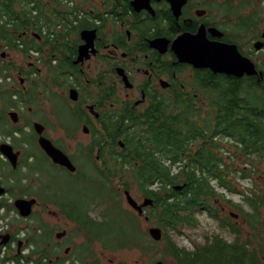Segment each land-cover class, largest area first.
I'll use <instances>...</instances> for the list:
<instances>
[{
    "label": "flooded vegetation",
    "instance_id": "1",
    "mask_svg": "<svg viewBox=\"0 0 264 264\" xmlns=\"http://www.w3.org/2000/svg\"><path fill=\"white\" fill-rule=\"evenodd\" d=\"M256 1L17 0L15 17L0 13V29L15 34L14 43L0 42V146L11 147L9 156L0 150V264H102L98 256L89 254L96 245L104 248L98 222H106L107 216L104 211L98 213V181L103 182L98 172L107 168H117L120 175L99 178L118 192L121 208L126 209L119 191L126 210L143 218L147 231L150 227L176 230L154 204L144 207L142 215L128 205L125 192L130 195L131 186L137 195L130 196L138 205L151 198L135 184L125 185L129 175L122 174L126 168L133 172L141 165L170 163L162 154L163 147L156 146L165 141L159 135L174 119L179 129L193 123L197 137L189 143L191 150L180 154L184 160L178 162L181 166L175 173L181 182L163 188L155 181L145 187V191L162 192L165 203L183 197V189L173 190L185 183L181 169L198 146L207 141L212 146L204 134L210 137L213 130L214 112L209 105L215 97V82L236 77L184 61L179 55L180 41L194 44L188 51L199 44L201 50L234 46L257 71V75L237 79H250L264 88V17L252 9ZM82 31L92 32L87 35L93 36L87 50L82 48L86 44ZM5 50L26 57L25 66L4 63ZM189 108L193 111H184ZM40 137L66 156L73 169L54 163L39 146ZM142 140L149 149L144 161L135 159L133 153ZM37 157L68 174L80 192L61 193L63 183L55 173L49 187L34 188L32 195L26 184L48 171L46 166L40 168ZM116 180L120 185L114 188ZM41 190L48 191L46 197L39 196ZM19 199L35 201L26 217L15 206ZM210 199H204L206 207ZM218 199L222 215L230 201L223 196ZM234 211H229L225 221L228 217L237 221ZM152 213L160 214L161 227L152 225ZM250 233L238 242L230 233L233 240L227 242L242 248L239 264H248L252 255L257 256V264H264L262 251L248 239L252 229ZM148 249L147 243L141 252Z\"/></svg>",
    "mask_w": 264,
    "mask_h": 264
},
{
    "label": "trees",
    "instance_id": "2",
    "mask_svg": "<svg viewBox=\"0 0 264 264\" xmlns=\"http://www.w3.org/2000/svg\"><path fill=\"white\" fill-rule=\"evenodd\" d=\"M17 0H0V13H5L15 17L16 12L13 8ZM8 40V43H14L15 34L8 35L3 29H0V42ZM215 97L210 107L214 112V122L210 137L204 134L206 140L212 142L208 146V141L203 146L196 148V154L190 156L187 165L181 169L183 173V197L172 203H165L161 200L162 192L145 191L146 185L153 184L155 181L161 183L163 188L167 185L180 183L177 174H172L184 158L181 153L190 151L189 143L191 139L197 137L195 125H183L179 129L175 125V120L166 128V131L159 136L165 138L163 142H156V146H161L162 154L171 162L154 166H139L129 172L125 169L129 178L124 180L125 185L135 184L141 193L148 195L155 205L154 208L166 214L169 224L172 223L174 230L186 224L195 226L193 212L207 211L211 213V208L206 207L205 198L214 197L215 193L210 186L211 181L221 189L234 192L228 176L234 170L227 166L223 158L219 156L221 147L217 144L218 140L225 139L232 144V152L235 150L245 159L257 158L264 163V88L250 79H217L214 85ZM184 111H193L191 108ZM183 121H190L183 119ZM191 122V121H190ZM197 127V126H196ZM200 131L199 133H201ZM160 133V131H159ZM177 138L182 137L180 140ZM216 137V139H215ZM135 159L146 160L149 158V149L143 140L133 147ZM113 170V172H112ZM119 173L117 168H107L104 172H98V199L108 200L111 203L108 208L98 203L106 212V222H98V238L101 239L104 248L111 250H121L122 248L130 249L134 246L143 248L142 237L139 234L138 218L121 210L117 198L113 199L114 191L107 187L106 181L99 178L103 176H115ZM239 178L250 176L242 169L239 171ZM264 177V171H263ZM264 185V182H263ZM95 191H93L94 193ZM260 191H254L247 194H240L241 200L246 204L247 210L240 205L229 202L232 208L236 209L245 219L246 224L252 229V237L260 254L264 259V187ZM90 201V197L87 198ZM111 214V218H109ZM212 217H215L212 215ZM155 220L156 224L161 227L160 214H151L150 219ZM229 218V217H228ZM221 225L222 228L228 229V232L234 236L236 242L240 239L239 230L232 225L231 220ZM226 220V219H225ZM90 233H96L95 229L88 230ZM261 235V236H259ZM162 241L167 242L168 247L165 250L170 258L176 264H239L240 248L237 244H229L221 237L206 238L205 241L196 246L193 250H187L176 245L170 240L167 230L162 231ZM244 246V250H245ZM257 256L252 255L248 259V264H257Z\"/></svg>",
    "mask_w": 264,
    "mask_h": 264
},
{
    "label": "rangeland",
    "instance_id": "3",
    "mask_svg": "<svg viewBox=\"0 0 264 264\" xmlns=\"http://www.w3.org/2000/svg\"><path fill=\"white\" fill-rule=\"evenodd\" d=\"M253 10H258L262 17H264V0H258L253 3ZM2 49V48H1ZM7 54V58L4 59V63L12 62L17 67H24L27 58L22 56L21 54L17 52H9V51H2ZM264 53V52H263ZM2 65H0V68ZM12 75H16V72H12ZM2 140V138H0ZM217 144L221 147L219 156L223 158L224 163H227V166L234 171L230 173L228 176V180L231 183L232 188L234 189V192H229L228 190L221 189L218 187L214 182L211 181L210 186L213 189L215 196L210 199V208L211 213L215 217H211L205 213H198V211L193 212V217L195 221V226L191 227L186 224H182L177 228V230L172 231L168 230L167 234L168 237L172 242H174L176 245L183 247L187 250H193L196 246L202 244L206 238H213L215 236L221 237L226 241L233 240V237L228 232V229H224L221 227V225L225 221V217L229 215V211L235 210L234 212H231L233 214H236L238 219L237 221H231L232 225L236 224V227L239 228L241 237L240 239H244L246 236H249L250 229L247 228V225L245 224L244 217L234 208L227 205L225 207V211L222 213V215L219 213V207L221 206V202L218 199L219 196H223L225 200L230 201L234 204L240 205L241 208L244 210H247L246 204H244L243 200H241L240 194H244L246 196L247 194H250L254 191H260L258 195L261 193L262 188L264 187V177H263V171H264V163L262 161H259L257 158H251V159H245L243 156L235 152V150L232 152V144L225 139L218 140ZM38 158V165L41 166L40 168L43 169L45 166L48 168V171L45 172V175L42 178V182H40L41 178L39 180H36L35 182L30 181L26 184V186L30 189L29 191L32 192V195H34V188L41 189L42 186H48L50 185V182L53 179V176L55 173H57L60 177L59 180L63 183V188L61 190V193H66L71 190L80 192L79 188H74L72 186V182L70 181V177L65 172H61L58 169H53L51 166H49L46 162V160L41 161L39 157ZM247 169L245 171L246 173L250 174L251 180L244 181L239 178V171L241 169ZM111 169V168H110ZM259 169V170H258ZM22 170V168H21ZM20 170V171H21ZM130 170V169H129ZM255 170V172H253ZM176 170L172 172V174H175ZM32 173L31 175H33ZM119 176L120 174L117 173ZM123 177L128 176L127 172H123ZM117 185H120V182L118 180L115 181V185L112 182V186L114 188L117 187ZM91 186L87 189L90 190ZM43 191V192H41ZM39 193L38 191L36 193L39 194L41 197H46V193L48 191L41 190ZM114 191L113 199H116L118 197V192ZM250 191V192H249ZM88 194H90L89 191H87ZM120 194V200L124 207L127 209V205L125 202V198L121 191H119ZM91 195V194H90ZM130 195L134 198H136V191L135 188H130ZM88 202V201H87ZM98 203L102 206H105L107 208L109 201L108 200H99ZM89 205V203H88ZM121 208V206H120ZM121 208L123 212L130 213L128 210ZM103 211V208H98V213ZM239 215H238V214ZM231 217V216H230ZM111 218V214L109 216ZM150 221H153L154 223L152 225H157L155 220L152 218ZM138 227H139V234L142 237V242L144 247L147 243L149 245V249L147 251L144 250V252H141V248H136V246L126 249V250H117L116 252L112 251H106L104 248H102L100 245H96L92 247L91 252L89 256L95 257L98 256L102 264H153L156 261H162L164 264H176L174 260H172L167 254H165V250L168 247L167 242L160 240L159 242L153 241L147 232V224L143 218L138 219ZM62 229H65L64 227ZM74 233V232H73ZM249 239V238H248ZM81 238L78 237L77 241L80 242ZM255 240L252 242V247L255 245ZM110 260L111 263L108 261Z\"/></svg>",
    "mask_w": 264,
    "mask_h": 264
},
{
    "label": "water",
    "instance_id": "4",
    "mask_svg": "<svg viewBox=\"0 0 264 264\" xmlns=\"http://www.w3.org/2000/svg\"><path fill=\"white\" fill-rule=\"evenodd\" d=\"M90 33L92 32H81V37L84 38L86 42V44L82 46V48L85 50H87L88 46H90L91 41L93 39V36L87 37V35H89ZM193 45L194 44L189 41L181 40V51L179 52V55L184 58V61L192 63L194 66H201L205 68L208 67L214 72V74L224 73L226 75H232L236 78L242 77L243 75H257V71L255 70L252 62H250L246 58L241 57L234 46H213L211 49L205 48L204 50H201L202 45L199 44L194 46L195 49L193 51H188L187 48H190V46ZM185 48L186 51L184 50ZM256 48L259 47L256 46ZM38 143L42 150L49 156V158L54 163L70 168L71 170L73 169L66 156H64L59 150L54 148L48 140L44 139L43 137H40ZM0 150L1 152L9 156L8 153L9 151H11V148L9 145H1ZM5 150H8V152ZM184 186L185 184L180 186H174L173 190L181 191ZM125 195L128 205L132 209H134L138 215H142V209L144 207L153 205L152 199L145 198L143 202L138 205L136 201L129 195L128 192H125ZM34 202V200L19 199L16 200L15 206L17 207L19 214L22 217H26L29 215ZM147 232L149 234V237L155 242H159L162 239V231L159 227H150L148 228ZM154 264L164 263L159 260L156 261Z\"/></svg>",
    "mask_w": 264,
    "mask_h": 264
},
{
    "label": "bare ground",
    "instance_id": "5",
    "mask_svg": "<svg viewBox=\"0 0 264 264\" xmlns=\"http://www.w3.org/2000/svg\"><path fill=\"white\" fill-rule=\"evenodd\" d=\"M11 148V147H10ZM130 192V191H129ZM145 211V210H144ZM141 218V217H140Z\"/></svg>",
    "mask_w": 264,
    "mask_h": 264
}]
</instances>
